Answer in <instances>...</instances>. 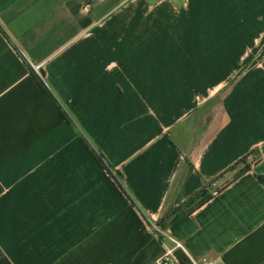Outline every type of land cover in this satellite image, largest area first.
<instances>
[{
    "label": "crops",
    "instance_id": "crops-1",
    "mask_svg": "<svg viewBox=\"0 0 264 264\" xmlns=\"http://www.w3.org/2000/svg\"><path fill=\"white\" fill-rule=\"evenodd\" d=\"M172 240L264 264V0H0V264H153Z\"/></svg>",
    "mask_w": 264,
    "mask_h": 264
},
{
    "label": "trees",
    "instance_id": "trees-1",
    "mask_svg": "<svg viewBox=\"0 0 264 264\" xmlns=\"http://www.w3.org/2000/svg\"><path fill=\"white\" fill-rule=\"evenodd\" d=\"M42 75V74H41ZM37 84L40 86V88L46 93V95L49 97V99L53 102V104L56 106V108L59 110V112L62 114V116L64 117V119L66 120V122H70V119L68 118V116L64 113V111L61 109V107L59 106V104L57 103V101L55 100V98L52 96V94L48 91V89L46 88V86L44 85L42 79L36 75H34ZM82 142L88 147L91 155L93 156L94 160L96 161V163L108 174L111 175V179L113 180L116 188L118 189V191L126 198V200L132 204L131 199L129 198L127 192L124 190L122 184H121V177L120 174L118 172H115L114 174H112L111 170H110V166L108 165V163L106 162V160L104 159V157L97 151H95L94 149H92L91 147H89V145L87 144V142L81 138ZM253 152H250V154H248V156H251ZM253 162H250L248 160V157L245 156L243 158H241L240 160H238L233 166H231L228 171L234 170L236 169V167L239 169L236 171V173L234 174L232 180L238 178L240 175H242L243 173H245L246 171H248L251 167V164ZM219 177L218 176L210 181H208L207 183H205L201 189H199L197 192H195L193 195H191L189 198H187L180 206L178 207H173V208H169L167 209L164 214L161 217V221L162 222H166L167 219L176 211L180 210V209H184L187 212H192L195 209L199 208L200 206H202L204 203H206L211 197H212V193L208 191L210 185L212 182L216 181ZM227 182L222 184L220 187H217L215 189L214 192H219L221 189H223L226 186ZM181 263L182 264H187V260L186 257L184 256V254L181 251H177L176 252Z\"/></svg>",
    "mask_w": 264,
    "mask_h": 264
},
{
    "label": "built area",
    "instance_id": "built-area-1",
    "mask_svg": "<svg viewBox=\"0 0 264 264\" xmlns=\"http://www.w3.org/2000/svg\"><path fill=\"white\" fill-rule=\"evenodd\" d=\"M152 228L156 233L162 235L161 230H159L157 227L152 225ZM172 241L174 242V246L173 247L163 246L161 255L153 262V264H182L176 253L178 250L181 251L186 257L187 264H216L212 259H209L207 257L204 256L195 257L189 255L182 249L179 242L175 240Z\"/></svg>",
    "mask_w": 264,
    "mask_h": 264
},
{
    "label": "rangeland",
    "instance_id": "rangeland-1",
    "mask_svg": "<svg viewBox=\"0 0 264 264\" xmlns=\"http://www.w3.org/2000/svg\"><path fill=\"white\" fill-rule=\"evenodd\" d=\"M239 168V167H238ZM111 177V176H110Z\"/></svg>",
    "mask_w": 264,
    "mask_h": 264
}]
</instances>
